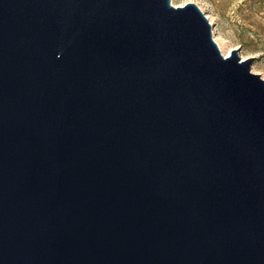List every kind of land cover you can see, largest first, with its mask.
<instances>
[{
  "label": "water",
  "instance_id": "1",
  "mask_svg": "<svg viewBox=\"0 0 264 264\" xmlns=\"http://www.w3.org/2000/svg\"><path fill=\"white\" fill-rule=\"evenodd\" d=\"M193 2L0 0V264H264V78Z\"/></svg>",
  "mask_w": 264,
  "mask_h": 264
},
{
  "label": "rangeland",
  "instance_id": "2",
  "mask_svg": "<svg viewBox=\"0 0 264 264\" xmlns=\"http://www.w3.org/2000/svg\"><path fill=\"white\" fill-rule=\"evenodd\" d=\"M190 1L207 16L221 53L237 49L241 59L252 57L251 71L264 78V0H170L174 6Z\"/></svg>",
  "mask_w": 264,
  "mask_h": 264
},
{
  "label": "bare ground",
  "instance_id": "3",
  "mask_svg": "<svg viewBox=\"0 0 264 264\" xmlns=\"http://www.w3.org/2000/svg\"><path fill=\"white\" fill-rule=\"evenodd\" d=\"M206 17H207V16H206ZM214 41L216 42L217 46H218L219 49H220V44H219V42L217 41V38H214ZM229 53H230V50H229L228 52H224L223 54L228 55Z\"/></svg>",
  "mask_w": 264,
  "mask_h": 264
}]
</instances>
